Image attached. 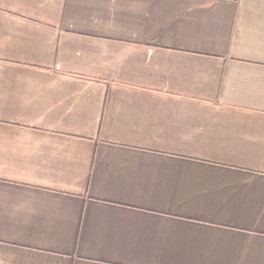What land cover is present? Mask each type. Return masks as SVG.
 Masks as SVG:
<instances>
[{"label": "crops", "instance_id": "crops-1", "mask_svg": "<svg viewBox=\"0 0 264 264\" xmlns=\"http://www.w3.org/2000/svg\"><path fill=\"white\" fill-rule=\"evenodd\" d=\"M0 264H264V0H0Z\"/></svg>", "mask_w": 264, "mask_h": 264}]
</instances>
